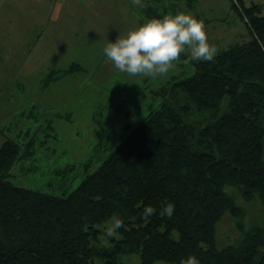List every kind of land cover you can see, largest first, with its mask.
<instances>
[{"label":"trees","instance_id":"1","mask_svg":"<svg viewBox=\"0 0 264 264\" xmlns=\"http://www.w3.org/2000/svg\"><path fill=\"white\" fill-rule=\"evenodd\" d=\"M249 39L219 48L213 60H189L192 72L153 89L155 107L120 139L99 166L66 195L20 186L7 178L20 144L0 147V264H178L194 254L200 264H264V212L245 225L246 209L226 187L264 208V0H231ZM195 0H188L193 7ZM165 12V11H164ZM164 13L156 12V16ZM82 68L49 72L52 79ZM174 202L171 216L163 213ZM146 205L156 211L145 215ZM235 218L239 234L218 242V223ZM122 217L109 246L99 225Z\"/></svg>","mask_w":264,"mask_h":264},{"label":"rangeland","instance_id":"2","mask_svg":"<svg viewBox=\"0 0 264 264\" xmlns=\"http://www.w3.org/2000/svg\"><path fill=\"white\" fill-rule=\"evenodd\" d=\"M77 2L82 18L52 21L45 27V39L39 44L46 42L45 62L44 52H35L29 61L27 52L19 53L20 59H9L6 56L13 53L0 52V147L7 139L21 146V156L7 178L56 195L71 192L108 156L112 150L107 141L109 132L117 131L124 139L155 107L158 100L153 98V89L174 75L192 72L193 66L184 58L190 55L184 52L166 75L122 73L103 54L109 40L125 35L156 12L177 11L202 19L217 50L250 37L231 0H195L193 7L187 6L188 0H145L144 7L133 5L131 0ZM74 61L82 68L61 78L48 76L51 70ZM226 189L246 209L245 225L262 220L264 208L258 199L247 202L236 187ZM111 220L98 226L100 246H109L112 236L119 237L117 229L109 231ZM217 232L220 245L237 237L235 218L227 213ZM119 260L139 264L141 257L139 253H123ZM95 264H103L102 259L96 257ZM154 264L176 263L157 260Z\"/></svg>","mask_w":264,"mask_h":264},{"label":"clouds","instance_id":"3","mask_svg":"<svg viewBox=\"0 0 264 264\" xmlns=\"http://www.w3.org/2000/svg\"><path fill=\"white\" fill-rule=\"evenodd\" d=\"M131 3L146 6L145 0H131ZM184 52L195 61H211L217 53L216 46L208 39L203 20L185 11L145 18L125 35L109 40L103 48L104 56L118 71L145 77L168 74L174 68V61ZM174 209V202H167L163 213L171 216ZM155 211L152 205H146L143 213L150 215ZM122 224V217L114 215L109 225L110 233ZM178 264H200V260L189 254L180 258Z\"/></svg>","mask_w":264,"mask_h":264},{"label":"crops","instance_id":"4","mask_svg":"<svg viewBox=\"0 0 264 264\" xmlns=\"http://www.w3.org/2000/svg\"><path fill=\"white\" fill-rule=\"evenodd\" d=\"M81 13L77 0H0V52L13 53L6 56L9 59L27 52V61L35 52H44L45 62L46 42L39 45L45 39V27H49L52 21L80 19ZM74 62L64 68H69Z\"/></svg>","mask_w":264,"mask_h":264}]
</instances>
